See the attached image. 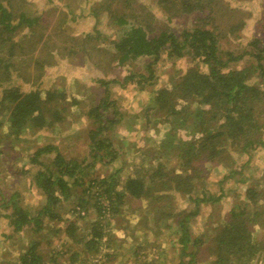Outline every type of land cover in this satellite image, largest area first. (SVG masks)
<instances>
[{
    "label": "trees",
    "instance_id": "16d2710c",
    "mask_svg": "<svg viewBox=\"0 0 264 264\" xmlns=\"http://www.w3.org/2000/svg\"><path fill=\"white\" fill-rule=\"evenodd\" d=\"M150 1L169 19L185 14L198 15L194 17L191 29L177 36L165 22L156 19L149 6L138 0H107L102 6V10L108 12L112 25L119 28L128 25L122 35L111 41L110 50L104 48L102 55L99 53L102 58L107 57L108 66L112 63L111 70L101 69L103 73L108 74L115 65L120 68L130 66L138 57H148L149 62L146 63L145 72H130L122 79H106L102 76L104 79L97 80L104 89L100 96L91 99L94 105L86 113L92 126L87 132L91 158L87 165L93 166L96 161L105 165L113 159L114 150L109 134L124 121V115L115 101L109 98L107 85L110 82H120L122 85L135 82L133 78L136 75L137 84L141 83L140 80L146 81L147 77L151 78L154 74L153 64L164 53L168 59L187 58L188 66L185 71L177 72L170 87L152 89L153 95H149L144 109L148 113L141 112V115L144 113V124L152 117L154 122L170 126L159 146L146 150L145 156H153L157 161L156 166L148 172L125 178L120 189L116 187L120 181L116 180L114 173L98 178L92 172L93 175L87 178L88 185L82 189L77 201L78 206H74L71 211L78 213L84 207L82 204L86 203L85 198L94 196L96 216L85 226H79L74 219L62 218L57 207L62 205V199L69 198L74 184L79 182L81 185L84 182L87 175L84 166L81 167L76 160H66L59 152L55 153L51 163L45 165L38 161V156L55 151V147L49 144L38 147L31 161L45 165L34 175L35 186L45 196V205L31 214L19 204L16 197L4 199L2 205L10 206L11 212L0 215V221H7L13 232L22 231L33 223V234H37L42 228V217L57 218L62 226L50 228V233L54 236L62 233V240L57 239L61 241V249L50 247V241L45 242L49 250L41 249L43 238H33L19 252L16 264H63L62 257L66 254L68 264H76L78 260L80 264H86L97 256L102 260L101 253L105 260L109 258L113 262L116 256L123 253L113 246L116 240L112 239L114 234L107 224L112 222L111 217L120 213V207L125 204L127 197L146 201L144 210H149L148 202L168 200L165 190L187 195L197 206L201 202L216 201L218 198L212 199L203 188L202 196L195 195L196 188L205 179L204 162L223 164L229 148L247 152L264 145V45L254 39L253 48L238 55L221 48V38L226 34L233 35L237 30L234 23H227L230 27L223 30L214 23L215 16L221 19L229 11L223 0ZM38 18L30 13L26 0H0V114L6 115L0 126L5 122L7 131L4 135L15 138L27 129L37 131L63 121V113L67 112L68 107L80 103L75 98L67 101L64 91L56 88L43 89L37 86L21 91L18 84L8 83L14 74L27 79L30 77L24 75L27 73L31 74L33 80H38L44 66H51L57 60L51 53L53 49L61 57L77 56L91 38L89 34L83 37L68 36L65 30L60 34L62 38L59 37L60 44H63L60 47L56 38L44 35L48 23ZM245 56L246 59H243ZM203 65L206 70L202 71L200 68ZM94 66L102 68V65ZM180 128H190V139H175L176 131ZM170 153L176 157L178 165L168 168L158 158L169 157ZM106 158H109L108 161H105ZM91 188L95 189L93 196ZM245 193L247 201L233 204L228 219L210 237V247L207 249L212 257L211 264H250L263 248L253 236V225H258L262 214V208L255 206L260 193L252 187H248ZM195 215L193 211L184 212L182 220L177 219L175 223L173 231L177 236L173 244L181 255L180 264L184 256H188L186 264H194L199 258V236L191 237L187 224V220ZM169 216L161 211L154 218L160 221V229L172 227L166 220ZM147 222L142 215L135 226L144 231L152 229L156 235L159 234L160 229L155 230ZM137 259L139 262V257ZM142 264H153V261H143Z\"/></svg>",
    "mask_w": 264,
    "mask_h": 264
},
{
    "label": "rangeland",
    "instance_id": "374dc122",
    "mask_svg": "<svg viewBox=\"0 0 264 264\" xmlns=\"http://www.w3.org/2000/svg\"><path fill=\"white\" fill-rule=\"evenodd\" d=\"M138 1L149 6L156 19L159 22H165L177 36L181 35L184 30L191 29L193 19L198 15V13L185 14L169 19L150 0ZM106 2L107 0H26L30 13L38 16L39 21L48 23L44 35L56 38L60 47H63V44H60L59 37L65 30L68 36L83 37L89 34L93 39L86 41L87 46H84L77 56L61 57L56 55L57 50L53 49L51 53L55 55V58L57 57V60L51 66L43 67V74L38 80H33L31 74L25 73L24 75H30V77L23 79L21 75L14 74L8 82L18 84L21 91H28L37 86L43 89L63 90L67 101L75 98L80 103L68 107L67 112L63 113V121L50 128H41L37 131L27 129L19 135L20 137L18 136L19 138L4 135L7 131L5 122L0 126V215L11 212L10 206L2 205L4 199L16 197L19 204L31 214L45 205V196L35 186L34 175L43 166L51 163L56 152H59L66 160L78 161L79 165L84 166L86 170L87 175L84 177V182L81 185L79 182V184H74L71 187L69 198L62 199V205L57 207L62 218L74 219L79 226H85L96 216L94 206L96 199L92 195L94 188L90 191L93 197L85 198L86 203L82 204L84 207L80 206L85 213L84 216H77L81 214L71 211L74 206H78L77 201L80 199L82 189L88 185L87 178L93 175L92 172H95L98 178L114 173L116 180L120 181L116 187L120 189V184L125 178L148 172L156 166L157 161L153 156H145L146 150L159 146L170 126L154 122L152 117L146 118L148 122L144 124L142 115L148 113L144 112V109L149 97L153 95L152 89L161 86L170 87L177 72L185 71L188 66L187 58L168 59L164 53L152 66L153 76L149 78L147 73L144 74L149 80H140L141 83L137 84L138 76L136 75L133 78L135 82L131 81L123 85L120 82H110L107 85L109 98L115 101L119 111L124 115V121H121L122 124L113 128L109 134L114 150L113 159L108 161L109 158H106L105 161L108 162L105 165L99 161H96L93 166L87 165L91 161L87 132L92 126L86 113L94 105L91 99L100 96L104 89L97 80L104 79L102 76L106 79H122L130 72H145L146 63L149 62L148 57H138L130 66L120 68L115 65L111 72L103 73L102 70H111L112 63L108 66L107 57L102 58L99 53L102 55L104 48L110 50L111 41L122 35L128 28V25L119 28L110 23L108 12L102 10ZM223 3L229 11L226 15H222L221 19L215 16V25L223 30L230 27L227 23H234L237 30L233 32V35L226 34L221 38V48L231 50L238 55L243 51L251 50L254 39L264 45V0H223ZM207 25L214 26L213 24ZM16 58L18 59V56ZM94 64L102 65V68L97 69ZM200 70H206L205 66H201ZM191 105L194 106V104ZM141 112L144 113L141 115ZM5 117L6 115L1 113L0 122ZM189 131L190 128L178 129L175 139L187 141L192 135ZM47 144L55 147V151L38 156V161L45 165L41 166L32 162L31 157L36 149ZM170 154L169 157L159 156L158 158V161L166 163L168 168L178 165L176 157ZM151 155L154 154L151 153ZM203 166L206 170L203 174L205 179L196 188L195 195L202 196L201 189L203 188L212 199L217 197L216 201L201 202L197 206L187 195L175 190H165L169 196L168 200L165 198L155 203L148 202L149 210H144L146 201L127 197L125 204L120 207V213L111 217L112 222L107 224V228L114 234L112 239L117 241L113 243V246L123 254L120 255L117 252L119 256H116L115 261L113 259V262H110V259L105 260L101 253L102 260L97 256L89 259L86 264H103L104 261L105 264H140V262L142 264L143 261L149 260L153 261V264H180L181 255L173 244L177 234L173 230L177 219L182 220L184 212L190 213V211L196 212V215L192 216L189 221L187 220V224L190 227L191 237L199 236L201 247L197 255L199 258L197 257L194 264H211L212 257L207 249L210 247V237L215 229L228 219L233 204L247 201L245 191L248 187L260 193L255 206L262 208L258 225H253V236L263 248L250 264H264V145L247 152L229 148L223 164L206 161ZM255 206L252 207V211ZM161 211L171 215L166 220L172 227L159 228L160 221L157 222L154 218H157ZM142 215L150 227L155 230L160 229L159 234L156 235L152 229L144 231L135 226ZM42 220V228L37 234H33V228H35L33 223L22 231L13 232L9 229L7 221H0V264H16L19 252L33 238H43L40 243L41 249L49 250L50 247L61 249V241L57 239L62 240V233L56 236L50 233V228L61 227V223L57 222V218L42 217ZM48 241L51 242L50 247H46L45 242ZM155 251L158 252L155 253ZM137 257L140 259L139 262ZM67 259V254L62 257L63 264H68ZM187 259L188 256H184L181 264H186ZM76 264H80L79 260Z\"/></svg>",
    "mask_w": 264,
    "mask_h": 264
},
{
    "label": "built area",
    "instance_id": "2783aa9c",
    "mask_svg": "<svg viewBox=\"0 0 264 264\" xmlns=\"http://www.w3.org/2000/svg\"><path fill=\"white\" fill-rule=\"evenodd\" d=\"M81 215H83L84 214V212L82 211V210H79L78 211Z\"/></svg>",
    "mask_w": 264,
    "mask_h": 264
},
{
    "label": "crops",
    "instance_id": "0c3cea01",
    "mask_svg": "<svg viewBox=\"0 0 264 264\" xmlns=\"http://www.w3.org/2000/svg\"><path fill=\"white\" fill-rule=\"evenodd\" d=\"M74 83H76V82H74Z\"/></svg>",
    "mask_w": 264,
    "mask_h": 264
}]
</instances>
